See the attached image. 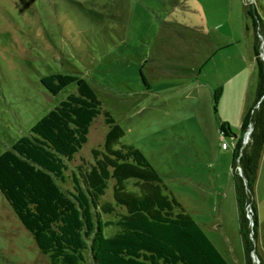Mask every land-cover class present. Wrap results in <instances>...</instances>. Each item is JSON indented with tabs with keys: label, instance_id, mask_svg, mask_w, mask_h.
Wrapping results in <instances>:
<instances>
[{
	"label": "rangeland",
	"instance_id": "rangeland-1",
	"mask_svg": "<svg viewBox=\"0 0 264 264\" xmlns=\"http://www.w3.org/2000/svg\"><path fill=\"white\" fill-rule=\"evenodd\" d=\"M253 21L263 60L264 0H0V155L76 90L72 84L53 95L43 77L84 78L124 129L122 142L144 154L229 264H246L233 138L220 126L241 137L257 99ZM107 130L103 116L95 119L63 189L73 190V172L93 162ZM254 193L261 263L264 149ZM103 201H113L112 183ZM0 264H51L1 192Z\"/></svg>",
	"mask_w": 264,
	"mask_h": 264
},
{
	"label": "trees",
	"instance_id": "trees-1",
	"mask_svg": "<svg viewBox=\"0 0 264 264\" xmlns=\"http://www.w3.org/2000/svg\"><path fill=\"white\" fill-rule=\"evenodd\" d=\"M256 27L259 81L254 108L244 117L241 137L228 123L220 126L224 138L237 139L231 167L246 264H252L254 249L246 208L249 203L257 242L259 211L254 190L264 149V100L255 108L264 96V61ZM41 82L53 95L72 84L76 90L0 155V192L51 264H229L200 224L167 192L144 154L122 142L124 129L103 108L86 79L57 73ZM100 116L108 127L105 140L92 150L93 162L73 172V190H65L61 184L66 182L69 163L88 142L90 128ZM250 124L251 141L240 155ZM130 181L136 190L130 188ZM111 183L113 201H103ZM105 216L114 219L106 221ZM110 226L116 231L106 236L105 228Z\"/></svg>",
	"mask_w": 264,
	"mask_h": 264
},
{
	"label": "water",
	"instance_id": "water-1",
	"mask_svg": "<svg viewBox=\"0 0 264 264\" xmlns=\"http://www.w3.org/2000/svg\"><path fill=\"white\" fill-rule=\"evenodd\" d=\"M263 43H264V40H263ZM263 54V58H264V52H262ZM264 61V59H263ZM264 100V96L261 98V100L259 101V103L255 106V108L259 107V105L261 104V102ZM240 176L243 177L244 179V185L247 189V191L249 192V188H248V183H247V180L244 178V175H243V171H242V168L240 167ZM251 206V205H250ZM249 206V207H250ZM250 226H251V234H250V238L252 239L253 243H254V249H253V252H252V258L253 260L257 259L258 260V264H260V261L258 259V255H257V249H256V241L254 240L253 238V220H251L250 222Z\"/></svg>",
	"mask_w": 264,
	"mask_h": 264
},
{
	"label": "built area",
	"instance_id": "built-area-1",
	"mask_svg": "<svg viewBox=\"0 0 264 264\" xmlns=\"http://www.w3.org/2000/svg\"><path fill=\"white\" fill-rule=\"evenodd\" d=\"M250 128H251V124H250L249 128L246 130V132H245V134H244V136H243V138H242V142H241V143H242V147H241V149H240V155H242L243 150L245 149V146L247 145L245 139H246V136H247L248 133H249ZM248 145H249V144H248ZM235 146H236V144L234 145V149H235ZM229 148H230V145H229L227 142H223V143H222V149L227 150V149H229Z\"/></svg>",
	"mask_w": 264,
	"mask_h": 264
},
{
	"label": "bare ground",
	"instance_id": "bare-ground-1",
	"mask_svg": "<svg viewBox=\"0 0 264 264\" xmlns=\"http://www.w3.org/2000/svg\"><path fill=\"white\" fill-rule=\"evenodd\" d=\"M252 130H253V127H252V125H251V128H250V130H249V133H248V135L246 136V139H245L246 144H248V143L251 141V139H250V135H251V133H252ZM246 146H247V145H246Z\"/></svg>",
	"mask_w": 264,
	"mask_h": 264
},
{
	"label": "crops",
	"instance_id": "crops-1",
	"mask_svg": "<svg viewBox=\"0 0 264 264\" xmlns=\"http://www.w3.org/2000/svg\"><path fill=\"white\" fill-rule=\"evenodd\" d=\"M231 138H233V146H232V149H233V152H232V154L234 153V145L236 144V142H237V139L236 138H234V137H231ZM223 151H228V150H230V148L229 149H227V150H224V149H222Z\"/></svg>",
	"mask_w": 264,
	"mask_h": 264
}]
</instances>
